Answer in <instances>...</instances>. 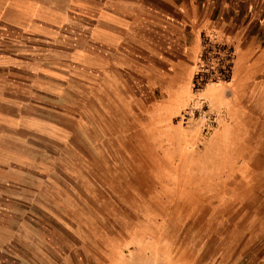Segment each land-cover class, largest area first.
<instances>
[{"label":"rangeland","instance_id":"obj_1","mask_svg":"<svg viewBox=\"0 0 264 264\" xmlns=\"http://www.w3.org/2000/svg\"><path fill=\"white\" fill-rule=\"evenodd\" d=\"M215 30L199 58L169 72L153 63L145 84L89 90L70 141L26 154L50 180L40 194L50 241L83 246L89 264H264V79ZM201 71L215 82L197 90Z\"/></svg>","mask_w":264,"mask_h":264},{"label":"crops","instance_id":"obj_2","mask_svg":"<svg viewBox=\"0 0 264 264\" xmlns=\"http://www.w3.org/2000/svg\"><path fill=\"white\" fill-rule=\"evenodd\" d=\"M213 28L264 79V0H0V264H89L83 246L48 238L40 194L50 180L26 154L70 141L89 90L145 84L153 63L169 72L195 60Z\"/></svg>","mask_w":264,"mask_h":264},{"label":"trees","instance_id":"obj_3","mask_svg":"<svg viewBox=\"0 0 264 264\" xmlns=\"http://www.w3.org/2000/svg\"><path fill=\"white\" fill-rule=\"evenodd\" d=\"M226 51V48H219L218 51H213V53H215V58H219L220 59V52L221 51ZM232 51L229 50L227 53V59L231 62L232 61ZM223 69L219 70L218 72L221 73V76L223 77V81H229L231 78V71H232V64H228L227 66H222ZM228 72V73H227ZM227 73V75H225ZM210 82H215L214 80L211 79V77L205 73H203L202 71L200 73H198L195 78H194V83L196 85V89L197 90H201L203 89L208 83ZM198 85H200L199 87H197Z\"/></svg>","mask_w":264,"mask_h":264}]
</instances>
